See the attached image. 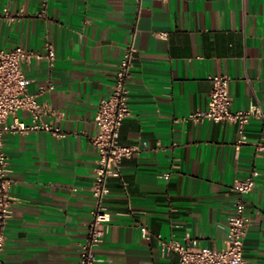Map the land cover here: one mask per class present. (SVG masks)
<instances>
[{"label": "crops", "instance_id": "crops-1", "mask_svg": "<svg viewBox=\"0 0 264 264\" xmlns=\"http://www.w3.org/2000/svg\"><path fill=\"white\" fill-rule=\"evenodd\" d=\"M130 41L131 114L119 140L135 150L108 179L95 264H179L170 240L221 248L230 187L251 172L244 259L264 264V152L254 145L264 135V0H0V48L40 55L23 66L27 89L58 130L4 135L14 203L0 264H77L93 206L94 112ZM212 74L230 76L233 110L261 111L240 146L236 124L190 118Z\"/></svg>", "mask_w": 264, "mask_h": 264}, {"label": "built area", "instance_id": "built-area-1", "mask_svg": "<svg viewBox=\"0 0 264 264\" xmlns=\"http://www.w3.org/2000/svg\"><path fill=\"white\" fill-rule=\"evenodd\" d=\"M140 2L141 0H136ZM50 60L53 58L52 46L46 43ZM135 56V47L130 41L123 49L115 73V79L108 95L99 100L94 112L96 132L91 138L96 148L97 163L92 184L93 206L90 210V223L84 241L79 243L77 264H95L96 247L101 243L106 231L110 214L104 206V199L109 193L107 182L111 176H121L120 164L123 158L130 156L135 148L120 142L119 132L123 120L131 114L129 108L128 81ZM32 57L40 55L21 45L0 48V260L7 238V226L13 215L11 196V165L4 151L3 138L6 133H27L45 130L57 134V129L42 120L43 108L36 100V94L27 89L28 78L24 64ZM211 89L205 108L197 109L190 118L193 120H211L234 123L237 126V146L246 142V125L251 117L260 116L261 111L255 106L248 109H232V97L229 92L230 76L212 74L209 76ZM22 110L28 114L29 122L20 120L16 113ZM13 117L9 121V117ZM256 154L264 152V135L255 142ZM256 184V173L240 180H234L230 190L234 194L233 213L225 224L224 245L211 248L197 244L196 240L163 241L166 250L178 254L179 264H247L244 259V240L251 225L247 213L245 196ZM143 237L149 235L146 226H141Z\"/></svg>", "mask_w": 264, "mask_h": 264}]
</instances>
